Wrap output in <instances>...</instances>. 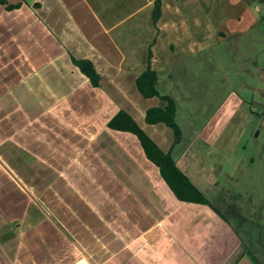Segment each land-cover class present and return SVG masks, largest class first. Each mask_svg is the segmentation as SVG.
<instances>
[{
    "label": "crops",
    "instance_id": "1",
    "mask_svg": "<svg viewBox=\"0 0 264 264\" xmlns=\"http://www.w3.org/2000/svg\"><path fill=\"white\" fill-rule=\"evenodd\" d=\"M153 2L0 0V264H237L247 253L262 257L242 234L246 215L256 213L240 191L250 177L230 166L226 145L235 134L220 143L216 131L190 126L207 109L204 100L225 93V79L208 80L210 69L218 70L214 51L236 56L264 42L254 34L264 16L254 0H160L153 23ZM148 49L157 92L175 104L177 144L170 128L144 121L148 108L165 107L135 87ZM258 56L264 59V45ZM253 57L254 68L244 72L263 82ZM71 58L92 63L98 87ZM226 94L214 98L213 117L225 111L218 127L238 109L252 124L247 99ZM119 111L217 212L178 201L137 138L107 128Z\"/></svg>",
    "mask_w": 264,
    "mask_h": 264
},
{
    "label": "rangeland",
    "instance_id": "2",
    "mask_svg": "<svg viewBox=\"0 0 264 264\" xmlns=\"http://www.w3.org/2000/svg\"><path fill=\"white\" fill-rule=\"evenodd\" d=\"M259 1V2H257ZM254 5L258 9L259 16H264V0H254ZM259 25L254 31V34L260 35V38H264V19L259 18ZM264 40V39H263ZM264 45V42L259 45L253 44L243 49L240 55L234 56L230 54L227 56L221 52L214 51L217 59L214 60L218 70L210 69V75L208 80L217 81L219 79H225L227 86L223 90L225 93L220 95H213L209 102H204L201 105H206L207 109L199 116L194 123H192L191 130H199L202 133H207L209 130H214L218 133L217 139L221 142H225L234 138V142L226 145L227 151H232L231 165L239 166L243 172L247 174L245 176L250 177L252 183L250 185H243L240 187V191L250 195L252 206L250 210L256 213V216L246 215V222H242L243 228H245L242 234H246L252 244L259 246L262 253V257H254L251 253L246 254L249 260L253 264H264V81L261 82L258 75H246L245 70H252L254 68L253 63L249 62V58L253 57V60H257V66L264 71V59L258 56L260 48ZM252 49L253 51H251ZM247 55V61H244L242 56ZM214 58V54L212 55ZM235 62V63H232ZM239 70V75L236 71ZM245 83L250 85L251 88H247ZM256 89L257 91H253ZM234 91L239 96L247 99L251 105L252 111V124L248 120L240 117V109L232 121L228 120L217 125V119L224 115L225 111L222 108L218 111L219 114L213 117L217 103L214 98H222L226 96L227 92ZM254 98L251 99V96ZM200 98H205L206 94L196 95ZM184 107V106H182ZM198 105L195 103L190 107V112L196 115V109ZM189 116V115H188ZM185 114L178 111V119L184 118ZM193 119V116H192ZM233 127V128H232ZM213 131V133H214ZM241 132V133H240ZM212 133V135H213ZM223 144V143H222ZM243 177V176H242ZM244 184V183H243ZM239 191V192H240ZM247 206V205H245ZM244 207V204H243ZM236 225L241 223L236 222ZM245 226V227H244ZM245 235V236H246ZM244 250L241 252L243 253Z\"/></svg>",
    "mask_w": 264,
    "mask_h": 264
},
{
    "label": "trees",
    "instance_id": "3",
    "mask_svg": "<svg viewBox=\"0 0 264 264\" xmlns=\"http://www.w3.org/2000/svg\"><path fill=\"white\" fill-rule=\"evenodd\" d=\"M160 16V0H154L151 14L152 22L155 23ZM151 52L148 49L145 69L135 78V87L142 98L148 99L158 97L165 102V107L148 108L145 111L144 121L153 125L162 123L172 130L173 144L181 139V131L175 120V104L168 96H161L157 92L156 73L150 68ZM72 64L89 80L93 87L99 86L100 77L95 71L92 63L88 60H76L71 58ZM107 128L127 132L134 135L143 153L159 170V174L168 188L178 201L184 203L205 204L216 209L209 203L208 199L195 188L188 178L180 172L169 154L163 153L137 126L132 118L123 111H119L107 124ZM249 254V253H248Z\"/></svg>",
    "mask_w": 264,
    "mask_h": 264
},
{
    "label": "water",
    "instance_id": "4",
    "mask_svg": "<svg viewBox=\"0 0 264 264\" xmlns=\"http://www.w3.org/2000/svg\"><path fill=\"white\" fill-rule=\"evenodd\" d=\"M237 264H253L248 257L241 258Z\"/></svg>",
    "mask_w": 264,
    "mask_h": 264
}]
</instances>
